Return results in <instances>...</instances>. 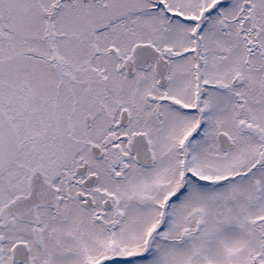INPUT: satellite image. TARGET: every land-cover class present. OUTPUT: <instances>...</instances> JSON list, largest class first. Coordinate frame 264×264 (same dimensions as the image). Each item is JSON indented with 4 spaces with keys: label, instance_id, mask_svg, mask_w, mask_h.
I'll return each instance as SVG.
<instances>
[{
    "label": "snow or ice",
    "instance_id": "obj_1",
    "mask_svg": "<svg viewBox=\"0 0 264 264\" xmlns=\"http://www.w3.org/2000/svg\"><path fill=\"white\" fill-rule=\"evenodd\" d=\"M0 264H264V0H0Z\"/></svg>",
    "mask_w": 264,
    "mask_h": 264
}]
</instances>
